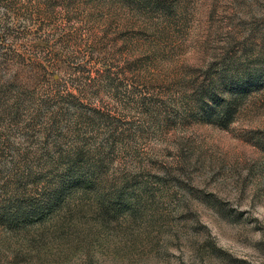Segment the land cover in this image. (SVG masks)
I'll return each instance as SVG.
<instances>
[{
	"label": "rangeland",
	"instance_id": "1",
	"mask_svg": "<svg viewBox=\"0 0 264 264\" xmlns=\"http://www.w3.org/2000/svg\"><path fill=\"white\" fill-rule=\"evenodd\" d=\"M0 264H264V0H0Z\"/></svg>",
	"mask_w": 264,
	"mask_h": 264
}]
</instances>
